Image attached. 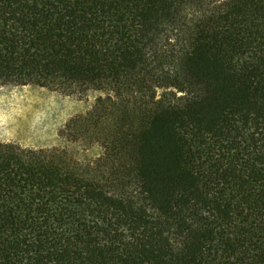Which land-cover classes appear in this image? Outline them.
I'll return each instance as SVG.
<instances>
[{"label":"trees","instance_id":"trees-1","mask_svg":"<svg viewBox=\"0 0 264 264\" xmlns=\"http://www.w3.org/2000/svg\"><path fill=\"white\" fill-rule=\"evenodd\" d=\"M99 92L0 141V264H264V0H0V88Z\"/></svg>","mask_w":264,"mask_h":264},{"label":"rangeland","instance_id":"rangeland-1","mask_svg":"<svg viewBox=\"0 0 264 264\" xmlns=\"http://www.w3.org/2000/svg\"><path fill=\"white\" fill-rule=\"evenodd\" d=\"M99 92L64 95L35 85H6L0 88V141L23 146L68 149L79 160L96 157L97 144L70 142L59 129L73 115L86 112Z\"/></svg>","mask_w":264,"mask_h":264}]
</instances>
